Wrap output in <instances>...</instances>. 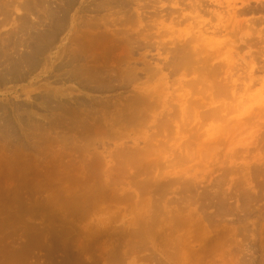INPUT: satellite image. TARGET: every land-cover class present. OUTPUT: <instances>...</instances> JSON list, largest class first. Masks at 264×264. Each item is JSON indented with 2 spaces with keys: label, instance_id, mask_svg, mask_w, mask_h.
Returning <instances> with one entry per match:
<instances>
[{
  "label": "rangeland",
  "instance_id": "rangeland-1",
  "mask_svg": "<svg viewBox=\"0 0 264 264\" xmlns=\"http://www.w3.org/2000/svg\"><path fill=\"white\" fill-rule=\"evenodd\" d=\"M54 9L42 66L0 68V264H264V0H0V47ZM80 31L133 56L80 77Z\"/></svg>",
  "mask_w": 264,
  "mask_h": 264
},
{
  "label": "bare ground",
  "instance_id": "bare-ground-1",
  "mask_svg": "<svg viewBox=\"0 0 264 264\" xmlns=\"http://www.w3.org/2000/svg\"><path fill=\"white\" fill-rule=\"evenodd\" d=\"M63 1V0H62ZM143 1V0H142ZM149 1V0H148ZM27 2V1H26ZM111 2H113V1H111ZM206 2V1H205ZM67 3V2H66ZM66 3H65V5H66ZM217 3H219V2H217ZM72 4V3H71ZM111 4V3H110ZM10 5V4H9ZM126 5H127V3H126ZM125 5V6H126ZM129 5V4H128ZM132 5V4H131ZM22 6V5H21ZM39 6V5H38ZM97 6V5H96ZM43 7V6H42ZM128 7V6H127ZM206 7V6H205ZM23 8H25L26 9V11H29V13L30 12H32L31 11V9H30V6H29V9H28V4H26L25 3V7H23ZM44 8V7H43ZM124 8V7H123ZM111 9V8H110ZM196 9V8H195ZM49 10V9H48ZM95 10V9H94ZM114 10V9H113ZM120 10V9H119ZM98 11H101V10H98ZM123 11V10H122ZM3 12V11H2ZM45 12V11H44ZM119 12V11H118ZM230 12V11H229ZM67 13V12H66ZM66 13H64V12H62V10H56L55 11V9H54V11L52 10V11H50L49 12V15L47 16V12H46V16L48 17L47 19L49 20V23H50V25H49V27H48V29H46L45 31H43V32H39V33H37V32H35V30H34V32L35 33H37V34H35V35H31L30 34V32L29 31H31V30H33L32 28H35V27H33V25H31V27H21L22 29L24 28V29H28V33H21L20 35L24 38V36L27 38H25V39H20V42L19 41H17L16 39V41H13V42H11V43H8L7 41H5V42H7L8 44H4V42H3V45L0 47V68H2V75H1V77L3 76V71H4V76H6V75H9L10 77H11V79H12V76H17V75H19V76H21L22 77V75H23V72H24V70H27L28 72H33V71H35L36 69H38V67L41 65L42 66V62L44 61V59H43V55H44V53H46V51L48 52V49L49 48H51V45L55 42V40H56V37H57V35H58V32L60 33L62 30H64L65 29V21H67V20H65V19H67V18H65L66 16H65V14ZM122 13V12H121ZM167 13V12H166ZM130 14V13H129ZM239 14V13H238ZM28 15V14H27ZM33 15V14H32ZM67 15V14H66ZM166 15V14H165ZM169 15V14H168ZM211 15V14H210ZM219 15H217V22L218 23H220V21H221V19L218 17ZM238 16V15H237ZM39 17V16H38ZM163 17V16H162ZM167 17V16H166ZM197 17V16H196ZM2 18V17H1ZM134 18V17H133ZM143 18V17H142ZM5 19V18H4ZM96 19V18H95ZM145 19V18H144ZM212 19H213V17H212ZM259 19V18H258ZM3 20V19H2ZM9 21H10V19H8ZM7 20V21H8ZM22 20V19H21ZM93 20V19H92ZM96 20H98V19H96ZM95 20V21H96ZM128 20V19H127ZM44 21V20H43ZM130 21V20H129ZM213 21V20H212ZM22 22V21H21ZM130 22H132V21H130ZM129 22V23H130ZM135 22V21H134ZM193 22H195V21H193ZM192 22V23H193ZM8 23V22H7ZM23 23V22H22ZM30 23V22H29ZM41 23V22H40ZM124 23H126V22H124ZM178 23V22H177ZM97 24V23H96ZM123 24V23H122ZM132 24V23H131ZM136 24V23H135ZM174 24V23H173ZM234 24H236V23H234ZM258 24V23H257ZM2 25V24H1ZM18 25V24H17ZM20 25V24H19ZM38 25V24H37ZM93 25V27L95 28V24H92ZM129 25V24H128ZM134 25V24H133ZM35 26V25H34ZM119 26H121V25H119ZM86 27H87V25H86ZM92 27V26H91ZM93 27H92V30H93ZM98 27V26H97ZM146 27V26H145ZM237 27H239V26H237ZM40 28V27H39ZM46 28V27H45ZM84 28V27H83ZM153 28V27H152ZM96 29V28H95ZM99 29V28H98ZM89 30V29H88ZM88 30H86V32L88 31ZM236 30V29H235ZM41 31V30H40ZM96 31V30H95ZM141 31H143V30H141ZM203 31V30H202ZM220 31V30H219ZM22 32V31H21ZM32 33H34L33 31H31ZM85 32V31H84ZM236 32V31H235ZM124 33V32H123ZM221 33V32H220ZM220 33H218V30L216 31V30H214V35H219ZM9 34V33H8ZM19 34V33H18ZM98 35L100 34V33H97ZM166 34V33H165ZM15 35H16V33H15ZM14 35V36H15ZM139 35V34H138ZM154 35V34H153ZM164 35V34H163ZM235 35V34H234ZM114 36V35H113ZM59 37V36H58ZM79 38H78V41H84L83 42V44H81L80 46H78V44L76 45L77 47V49H75V51H74V49H72L73 51H74V56L71 54V53H73V51L72 52H70V55H72L71 57L73 58V59H75L76 58V60H75V64L76 63H80V62H82L83 63V66H82V69L81 70H79V74L81 75L80 77H84L85 79H94V77L95 76H99V73L95 70V66H94V64H93V59H94V54L92 53V50H94V49H96V48H98L99 47V45L101 44V45H103L104 44V48L103 49H101V55L103 54V55H105L104 56V58L106 59V60H108L109 59V57H111V61H113V60H119V59H121V58H123V57H126V59L127 58H129L128 56L129 55H132L133 54V47H132V45L133 44H135V43H133L132 45H131V43L129 44L128 42V40L127 39H129L130 40V38H126V36L125 35H121V33H119V34H117V36H115V37H113L112 39H107V37H106V35L104 36V35H100V36H97V35H95V34H93L92 32H90V33H83V31H80V36H78ZM111 37V36H110ZM128 37V36H127ZM199 37V36H198ZM219 37V36H218ZM155 38V37H154ZM14 39V38H13ZM195 39V38H194ZM240 39V38H239ZM212 40H214V39H212ZM262 40V39H261ZM102 41H106V42H103V43H100V42H102ZM132 41H133V39H132ZM187 41H189V39L187 40ZM199 41V40H198ZM208 41V40H207ZM240 41H241V39H240ZM242 41H243V39H242ZM27 42H29V43H31L30 44V50H28V54L27 55H25V56H18L17 57V51H16V48L18 49L19 47L20 48H22V47H24L25 45H26V43ZM134 42V41H133ZM193 42L195 43L196 41H194L193 40ZM247 42V41H246ZM246 42H244L245 44H246ZM251 42V41H250ZM137 43V42H136ZM159 43V42H158ZM186 43V42H185ZM190 43V42H189ZM230 43V42H229ZM28 44V43H27ZM168 44H170V43H168ZM226 44H228V43H226ZM83 45H85V46H88V49L87 48H85ZM101 45H100V47H101ZM140 45V44H139ZM138 45V46H139ZM188 45H190V46H192L191 44H185V45H183L182 47L180 46V47H178V45H177V48L176 49H174L173 51H171V49H168V48H166V49H168V50H170L171 52H167L168 54H170L171 56L169 57V60L167 61V64H168V62H170V64L173 62V64L175 65V71L176 70H186V69H188L189 67L193 70L194 68H193V66H192V64L194 63H192L191 62V60H192V58H191V56L193 55H191V51L192 50H194V49H192L190 46H188ZM144 46V45H143ZM152 46H154V45H152ZM166 46V45H165ZM29 47V46H28ZM161 47H163L164 49H165V47L164 46H160V48ZM191 48V50H190V48ZM198 47V46H197ZM102 48V47H101ZM24 49V48H23ZM52 49V48H51ZM140 49V48H139ZM165 49V50H166ZM167 50V51H168ZM198 50V49H197ZM223 50V49H222ZM10 51V54H11V52H14V53H12V56H10V58L7 56V52H9ZM20 51V50H19ZM151 51V50H150ZM87 55H89V62L91 61L92 62V64H86L85 63V61H84V58L87 56ZM102 55V56H103ZM133 56V55H132ZM195 56H197V55H195ZM47 57V56H46ZM75 57V58H74ZM92 58V59H91ZM101 58H103V57H101ZM170 58H172V59H170ZM196 58V57H195ZM199 58V57H198ZM73 59L71 60L72 61V63L74 62L73 61ZM130 59V58H129ZM198 60V59H197ZM3 61V62H2ZM6 64H5V63ZM47 62V61H46ZM206 62H207V60H206ZM143 63H144V61H143ZM147 63V62H146ZM209 63V62H208ZM223 63V62H222ZM3 64H5L4 66H3ZM45 64V63H44ZM48 64V63H47ZM64 64H66V62L64 63ZM70 64V63H69ZM170 64H168V65H170ZM172 64V65H173ZM197 64H199V63H197ZM220 64V63H219ZM68 64H66V66H67ZM73 68L75 67V66H73V64H70ZM76 65H78V64H76ZM218 65V64H217ZM47 66V65H46ZM50 66V65H49ZM70 66V67H71ZM146 66H148V65H146ZM171 66V65H170ZM197 66V65H196ZM208 66V65H207ZM206 66V64H205V67L206 68H208ZM78 67V66H77ZM118 67V66H117ZM172 67V66H171ZM214 67V66H213ZM62 68H63V66H62ZM146 68V67H145ZM166 68V67H165ZM49 69V68H48ZM47 69V70H48ZM76 69V68H75ZM78 69H80L79 67H78ZM78 69H76L77 70V72H75V73H78ZM115 69V68H114ZM190 69V70H191ZM72 70V69H71ZM71 70H69V72L71 71ZM116 70V69H115ZM143 70V69H142ZM146 70V69H145ZM150 70V69H149ZM153 70V69H152ZM147 71V70H146ZM151 71V70H150ZM149 71V72H150ZM173 71V70H172ZM210 71H211V69H210ZM27 72V73H28ZM157 72V71H156ZM155 72V73H156ZM158 72H159V70H158ZM174 72V71H173ZM178 72V71H177ZM206 72V71H205ZM209 72V71H208ZM146 73V72H145ZM148 73V72H147ZM214 73V72H213ZM125 74H126V76H130V78H131V76H136V73H135V71L133 70V68L132 69H128V70H126L125 71ZM206 74V73H205ZM190 75V74H189ZM213 75V74H212ZM18 76V77H19ZM24 77L26 76V75H23ZM101 76H103V75H101ZM117 76V75H116ZM154 76V75H153ZM70 77H72L73 79H75L76 80V78L77 77H79V76H74V75H71L70 74ZM13 78H15V77H13ZM17 78V77H16ZM139 78V77H138ZM77 79H79V78H77ZM134 79V78H133ZM228 79V78H227ZM130 80V79H129ZM228 82V81H227ZM87 85V84H86ZM231 88V87H230ZM225 96V95H224ZM147 97V96H146ZM148 98V97H147ZM225 98V97H224ZM141 101V100H140ZM144 101V100H143ZM135 102V101H134ZM139 103V102H138ZM142 103V102H141ZM148 109V108H147ZM135 110V109H134ZM133 112V111H132ZM136 112V111H135ZM134 112V113H135ZM139 112V111H138ZM140 113H141V111H140ZM213 113V112H212ZM214 114V113H213ZM127 116V115H126ZM136 117V116H135ZM1 121V120H0ZM4 120H2V124L4 125V122H3ZM20 121V120H19ZM254 123V122H253ZM256 123V122H255ZM252 124V123H251ZM8 126H11V123H10V125H8ZM246 126V125H245ZM4 128V130L6 129V131H8V132H6V134H11V133H9L10 132V130L12 129V128H14V127H12L11 129L10 128H7V126H3ZM2 129V130H3ZM13 130V129H12ZM11 130V131H12ZM1 132H3V131H1ZM5 132H3V133H5ZM13 132V131H12ZM14 132H15V130H14ZM5 134V136H4V134H2L3 136H4V138H3V141H4V139H5V137L7 136ZM13 134H11V136H12ZM15 135V134H14ZM3 136H0V137H3ZM7 137H10V136H7ZM6 137V138H7ZM15 137V136H14ZM11 144V143H10ZM1 145V144H0ZM2 145H4V144H2ZM1 145V146H2ZM6 146V145H5ZM8 147V146H7ZM1 148V147H0ZM5 148V147H4ZM4 151V150H3ZM129 154V153H128ZM219 211V210H218Z\"/></svg>",
  "mask_w": 264,
  "mask_h": 264
}]
</instances>
